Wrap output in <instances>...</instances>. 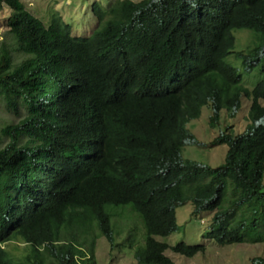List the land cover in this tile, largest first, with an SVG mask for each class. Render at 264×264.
<instances>
[{
	"label": "trees",
	"instance_id": "obj_1",
	"mask_svg": "<svg viewBox=\"0 0 264 264\" xmlns=\"http://www.w3.org/2000/svg\"><path fill=\"white\" fill-rule=\"evenodd\" d=\"M241 1L264 31V0ZM4 6L11 13L0 38V102L16 118L0 122V264H95L98 235L114 243L105 207L122 204L133 206L145 228L139 245L134 227L115 224L127 230L136 264H173L164 254L170 246L154 236L180 230L175 209L186 198L196 211L216 207V243L264 242V235L244 233L264 228V75L242 85L233 65H223L227 41L192 53L186 41L167 39L183 21L172 4L159 9L155 0H115L107 8L97 2L98 23L86 38L70 36L58 12L46 24L21 0H0ZM211 58L221 65V80L206 75ZM177 78L213 91L215 111L225 106L234 114L241 92L253 100L244 130L222 129L216 138L227 145L217 166L182 160L189 131L169 121L179 120L182 100L162 97ZM78 81L79 94L98 87L84 92L85 101L96 95L95 108L113 111L111 120L91 114L79 94L63 100L66 92L75 95ZM189 98L186 104H194ZM83 128L101 132L85 137ZM108 137L132 145L116 164L97 150ZM67 227L77 233L62 235ZM12 240L27 245L22 256L3 245ZM171 249L186 256L205 251L184 242ZM252 264H264V253Z\"/></svg>",
	"mask_w": 264,
	"mask_h": 264
},
{
	"label": "rangeland",
	"instance_id": "obj_2",
	"mask_svg": "<svg viewBox=\"0 0 264 264\" xmlns=\"http://www.w3.org/2000/svg\"><path fill=\"white\" fill-rule=\"evenodd\" d=\"M108 5L111 0H98ZM25 7L43 19L49 24L52 14L59 11L68 23H72V30L77 33H88L97 20L92 15L90 6H87V0H22ZM11 13L10 7L4 6L0 10V38L1 34L7 31L6 19ZM74 26V29H73ZM234 49L247 51L251 46L258 42L256 33L253 30L241 29L234 30ZM226 61L235 66L242 75V82L247 86H254L255 82L264 75V60H261L258 66L249 72H246L240 61L233 56L226 57ZM249 103L244 101L241 110L235 116H231L226 110L220 112L212 109H203L201 121L194 125V132L200 140L204 142L201 146H191L188 148L187 156L200 161H207L211 164H218L223 161L227 151L226 145L215 144L213 139L218 136L219 126H228L234 128L235 132L240 133L245 128V114ZM13 114L5 110V105L0 102V122L13 120ZM106 211L109 214L110 226L114 238L113 248L107 238L101 234L98 235L95 245V264H136L132 255V250L128 246L127 230L124 232L115 229L116 222L129 223L135 228L134 237L139 245L144 244L145 228L141 215L133 208L131 204L126 205H106ZM128 211V214L125 213ZM194 206L190 201L183 207L176 209L177 222L180 230L171 233L168 236H155L158 241L169 245H177L184 242L189 245L204 244L205 251L199 252L192 257H187L174 252L172 249H166L165 255L168 256L173 264H252L255 259L263 256V242H249L219 245L216 241L207 235L208 225L202 220V212L192 214ZM210 214L206 213L203 219H209ZM138 222L140 224H138ZM264 228H254L245 231V235H264ZM77 233L76 230L65 228L62 235ZM124 233V236H122ZM7 242V248L16 254L17 257L25 253L26 246L21 241ZM30 249V248H29Z\"/></svg>",
	"mask_w": 264,
	"mask_h": 264
},
{
	"label": "clouds",
	"instance_id": "obj_3",
	"mask_svg": "<svg viewBox=\"0 0 264 264\" xmlns=\"http://www.w3.org/2000/svg\"><path fill=\"white\" fill-rule=\"evenodd\" d=\"M114 1L115 0H111L108 5H105L98 0H87V6H90L91 11H92V15L97 20V23H98V18L94 12V7L97 4V2L102 6V8H107ZM21 2H22V0H21ZM155 2H156V5L159 9L166 7L168 4L173 5V8L178 12L179 18L183 21V24L180 27V29L176 30L171 35H168L167 39L176 38V39H182V40L186 41L189 44V47H190V50L192 53H193V50L197 49L199 46H202V47L208 49L211 47L212 41L223 40V41L228 42V46L223 49V55L224 56L222 57L223 61L225 62V64H223V65L226 68L229 65H232L226 61V57H228V56H233L235 59L240 61V64L242 65L243 69L246 72L254 70L258 66L259 62L261 60H264V31H261V30L255 28V23H254L253 19L251 18L250 14L248 13V11H244L243 9L239 8V6L242 3L241 0H155ZM6 7H8V6H6ZM55 12H58L63 19V23L65 25L69 26L70 36H72V37L86 38V37L91 35L92 31L94 30V28L97 25V24L94 25L88 33H82L81 34L79 32V33L75 34L73 32L72 26H71V25H74L73 22L71 24L68 23V21H66L64 19V17L61 15V13L59 11H55ZM52 17H53V14H52ZM192 23L197 25L198 28L192 27L191 26ZM73 29H74V26H73ZM241 29L253 30L256 33L257 38H258V42L255 43L253 46H251L247 51L234 49L233 31L234 30H241ZM130 37H133V36L130 35ZM149 51H150L152 56L155 53H157L156 50H149ZM200 57L210 58L213 56L210 54H201ZM211 59H212L213 68L208 67V71L206 72V75L216 76L217 78H219L221 80V76L218 75V72H217V68L220 69L221 65L218 61H215L213 58H211ZM244 66H246L249 69V71H247L244 68ZM232 67H234L236 69L237 75L238 74L240 75L241 84L243 85L242 75L239 73L238 69L235 66H232ZM162 87H163V85H162ZM204 87L205 86L199 85L198 87H194L192 89L191 86L186 84V82L183 79L177 78L173 83H171V85L168 89H166V90L164 89L165 94L162 97H164V96H174L175 97L176 96V97H180L182 100L180 103H181V108L183 110V113L181 114L179 120L178 121H175L173 119L169 120L171 123H174L175 125L180 124V125L184 126L189 131L187 141L182 146L181 151H180V155L182 157V160L195 162L197 164L204 163V164H209L212 166H217L219 163L218 164H211L210 162L200 161V160H197L195 158L187 156L189 147L201 146L204 144V142L202 140H200L194 132V125L198 121H201L202 110L203 109L208 110V108L211 109V105H214V106L217 105V102L215 103L214 98H213L214 92L211 90L208 91ZM71 88L73 89L74 87L71 86ZM89 88L90 89L96 88V91H97L98 87H96L94 85H87L82 90V92L79 94L80 81H78V89H76L75 95L72 96V97H74L73 100H72V97L70 98L68 96L67 92L63 96V100L65 99V100H68L70 102H73L79 94V98L84 99L83 100L84 105H86V106L92 105L89 109V112L91 114L96 115L99 119H102V120H111L112 119L111 115H114L113 111L111 113H104V112H101L99 109L95 108V106L97 105V102H95L96 95H94L88 101H85L84 92L87 91ZM69 89H70V86L67 90L68 92H69ZM189 96H190L189 100L190 101L194 100V104H191V103H188V105L186 104L185 99L187 100ZM160 97L161 96L157 95L154 99L160 98ZM259 100H260V103L262 105H264V100H261V98H259ZM99 101H102V100L99 99ZM104 101L109 105V102L106 101V99ZM244 101H247L249 103V107H248L246 114H245V126H246V122H247L246 116L249 112L251 104L253 103V100L245 92H241L240 108L237 109L234 114H231L227 110V107H225V106L220 107L219 111H215L214 109H212V111L220 112L222 110H226L231 116H235L241 110V107H242ZM222 129H224L225 131L231 130V129L235 131L234 128H229L228 126H224V125L219 126L218 136L220 135ZM84 130H85V134L83 136H85V137L86 136H94V135H97L101 132L98 130H88V129H84ZM217 137H215L213 139V142L215 144L226 145L225 143L224 144L223 143H216L215 140ZM131 146L132 145L124 143L119 138L115 139L113 137H108V138H104L103 142H101L100 144L97 145V150H98V152H100L102 154L103 158L108 159V163L116 164L122 158L126 157V154H127L128 150L130 149ZM226 148H227V145H226ZM224 157H225V155H224ZM224 157H223V160H224ZM95 160H94L93 165H95ZM211 200H212V194H210L208 192V195L206 196L204 202L209 203ZM188 201H190L191 204L194 206V211L192 212V214H199L202 212V220H203V222H205L208 225V229L210 230L209 232H207V235L215 240V238L212 237V235H211L212 231H214L215 229L211 227L210 223H211L212 217L215 213L216 207L214 206V207L210 208L211 210L202 209L201 211H196L197 205H196L195 201H193L190 198H186L182 202L179 203L180 205L177 206L176 209L183 207L184 204ZM122 205H126V204H122ZM176 209H175V213H176ZM206 213L210 214V217H209V219H207L205 221L203 219V216ZM237 223H238V221H237ZM174 232H176V231H174ZM156 236H159V235H156ZM166 236H168V235H166ZM163 237H165V236H163ZM244 241H246V240H244ZM244 241H242V242H244ZM11 242H19V240H12L9 243H11ZM258 242H262V241H258ZM239 243H241V242H239ZM252 243H255V242H252ZM23 244H25V243H23ZM263 244H264V242H263ZM3 245L6 246L7 243H5ZM200 245H202V244H200ZM219 245H222V244H219ZM223 245H225V244H223ZM169 246H170V248H168V249H171V247L176 246V245H169ZM203 246H204V244H203ZM176 253H179V252H176ZM263 253H264V245H263ZM179 254L184 255L182 253H179ZM184 256H186V255H184ZM187 257H192V256H187Z\"/></svg>",
	"mask_w": 264,
	"mask_h": 264
}]
</instances>
